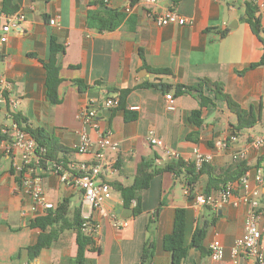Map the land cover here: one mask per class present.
Segmentation results:
<instances>
[{"label": "crops", "instance_id": "0c3cea01", "mask_svg": "<svg viewBox=\"0 0 264 264\" xmlns=\"http://www.w3.org/2000/svg\"><path fill=\"white\" fill-rule=\"evenodd\" d=\"M247 1L180 0L174 5L172 0H158L155 4L142 0L135 4L130 0H13L16 11L7 14L2 11L3 0H0V52L4 54L0 76L13 83L12 94L19 100L14 109L9 102H0V264H78L74 261L78 253L75 229L63 231L50 247L29 259L28 247L38 241L41 233V228L32 226L31 222L45 213L32 211L31 197L17 179L22 159L21 152L10 148L13 129L9 110L20 113L32 127L46 129L70 148L68 165L94 161L99 134H110L120 146L107 152L116 166L115 171L104 177L108 182L132 183L138 164L145 157L152 158L158 166L174 157L166 155L163 147L149 143L150 130H155L185 161L186 158L194 161L196 148L213 156L200 174L193 198H188L184 173L181 176L159 173L141 193L142 212L138 215L132 212L126 218L117 212L126 206L120 192L113 187L106 212L101 211L90 205L75 182H63L50 163L40 167L49 201L56 206L68 198L71 211L80 207L83 216L101 225L97 248L86 251L84 264H143L142 253L148 240L155 242L149 264H171V255L164 249V237L172 231L177 207L187 210V245L198 225L214 219L203 240L205 252L190 247L181 264H255L244 252L236 263L231 256L235 241L244 233L248 205L227 203L216 210L212 206H197L195 196L207 194L211 174L235 165L239 160L232 157V152L246 148L243 160L250 166L251 185H258L255 179L258 172L263 178L260 208L264 226V160L258 162L264 150L257 152L250 144L254 137L264 133V111L255 126L237 132L236 141L229 149L219 150L216 142L230 138L238 121L226 102L215 100V106L204 107V122L198 127L189 120L191 111L200 106L197 95H177L174 88L162 89V83L197 85L201 77H209L222 81L226 92L244 108L253 105L257 112L260 103L264 105V65L250 67L262 57L264 45L246 21ZM110 7L127 14L118 28L98 31L88 26L89 11ZM169 11L177 12L186 22L160 25L157 16ZM15 13L25 17L6 32L7 40L2 41L7 15ZM257 14L264 29V12ZM52 18L57 20L56 24L50 22ZM52 37L64 46L58 57L62 77L58 103L49 99L43 63L49 59ZM148 66L167 67L171 73L151 72ZM77 79L89 87L80 89ZM143 81L160 85L133 89L128 94L125 109L135 112V119H125L123 108L106 107L108 98L118 96L112 88L134 87ZM169 92L174 95L173 110L167 107ZM87 107L97 111L94 124L84 125L81 120V112ZM83 128L91 139L86 152L79 151ZM193 133L197 136L188 138ZM238 189L242 191L239 185ZM220 190L213 188L210 194L217 196ZM162 201L164 204L160 205ZM112 212L124 219V223L115 225ZM215 239L221 240L225 247L221 260L211 257L210 244Z\"/></svg>", "mask_w": 264, "mask_h": 264}, {"label": "trees", "instance_id": "16d2710c", "mask_svg": "<svg viewBox=\"0 0 264 264\" xmlns=\"http://www.w3.org/2000/svg\"><path fill=\"white\" fill-rule=\"evenodd\" d=\"M131 4H135L140 0H130ZM180 0H172L176 5ZM105 4V3H104ZM106 6V5H103ZM2 11L11 14L16 11V6L13 0H3ZM257 7L254 0L246 2V21L250 24L252 30L259 36L264 45V29L261 25L260 16L257 14ZM127 14L119 9L105 8L102 11H89L87 15V24L89 27L98 31L114 30L118 28L125 20ZM224 31L223 34H226ZM64 51V46L60 44L55 37L50 41V56L47 61H43L46 69V85L48 96L51 102H60L59 98V85L62 82L60 75V67L58 65V57ZM34 55V54H31ZM141 55L143 53L141 51ZM4 54L0 52V61L3 60ZM144 58V56H143ZM264 65V51L259 61L254 62L250 67ZM151 72L155 73H171V69L167 67L154 68L149 67ZM80 89L89 87L83 80L77 79ZM159 83L140 82L134 87L127 88H112L114 92H118L119 104L117 108L125 109V103L128 94L133 90L141 87L159 86ZM174 88L175 94L190 93L195 95L199 92L200 106L193 109L190 113L189 120L198 127L202 126L204 122L203 108L209 105H216L215 100H223L226 102L227 107L237 115V124L233 128V133L237 134L239 130L255 126L261 119L264 111L263 103H260L259 109L256 112L255 107L252 105L249 108H244L241 104L235 101L232 96L226 92L225 84L220 80H213L209 77H201L197 85L191 84H176L167 85L162 83V89L170 91ZM207 91L211 92L208 94ZM137 114L131 113L125 109V119H135ZM14 120L18 126L28 131L37 142V153L40 155V166L47 167L50 161H61L65 166H68L67 155L72 150L62 143H60L50 132L42 127H32L29 125L28 120L20 113H14ZM197 133L188 135V138H193ZM40 148H45L43 153L39 152ZM264 160V153L259 157L258 162ZM209 163H204L200 168H197L194 161H185L181 157H173L168 162L158 166L155 165L152 158H143L137 167L136 175L133 182L125 184L120 181L109 182L110 185L120 192L124 205L132 207L133 215H138L142 212V197L141 193L144 189L148 188L151 184L153 177L156 174L163 172H173L177 176L184 173L183 183L185 188L189 191L188 198L194 197L195 185L199 180L200 174L204 172ZM249 165L245 160H239L232 167L226 168L219 174L209 177L206 187L207 194H210L213 188L222 189L228 182L239 179L249 169ZM17 179L21 182V174H17ZM133 200L136 201L135 205L132 204ZM164 201L160 205H163ZM210 206V205H206ZM89 217L82 214L80 207H75L71 211L70 200L64 198L53 209L48 210L45 215L34 218L31 225L41 228V233L38 241L28 247L29 259H34L43 248L50 247L58 236L65 230L75 229L77 231L78 253L74 258L78 264H84L85 253L87 250H96L98 235L95 233L87 232L85 223L92 222ZM214 219L211 221H204L198 225L191 238L189 245L185 242L186 228H187V210L185 207H177L174 214L172 231L164 237V249L171 255V264H181L182 260L187 256L190 247H196L202 252H205L203 240L206 236L207 229ZM155 252V242L148 240L145 243L142 253V263L149 264L153 259Z\"/></svg>", "mask_w": 264, "mask_h": 264}, {"label": "built area", "instance_id": "2783aa9c", "mask_svg": "<svg viewBox=\"0 0 264 264\" xmlns=\"http://www.w3.org/2000/svg\"><path fill=\"white\" fill-rule=\"evenodd\" d=\"M147 4H155L158 0H142ZM257 10L264 12V0H254ZM129 10V9H128ZM155 14V13H154ZM24 14L15 13L7 15V23L3 26L5 34L2 35L1 40H7L6 32L12 26H17L21 20L24 19ZM52 24H56L57 20L52 18ZM157 22L160 25L168 23L183 24L186 22L184 17H181L175 11H169L164 15L157 16ZM13 83L9 81L4 75L0 76V102H9L12 109H14L19 100L13 96ZM168 101L167 107L170 110L175 108L174 95L172 93L166 94ZM119 104V97H111L106 101V107H116ZM9 118L11 120V127L13 129L11 149L21 152L22 166L21 170V186L26 194L31 197V209L34 212L41 211L46 213L53 209L55 205L46 197L43 189V177L39 172L40 155L37 153V142L35 138L26 130L20 128L14 120V111L9 110ZM81 120L84 125L94 124L97 118V111L94 108H84L81 112ZM8 132V131H7ZM148 141L151 145L161 146L168 156L179 157L178 153L168 146L162 137L158 136L155 130H150L148 134ZM236 141V134H232L230 138L219 140L216 142V147L219 150L229 149L231 143ZM251 146L257 151L264 150V133L254 137ZM120 142L112 138L110 134L100 133L97 140V152L94 161H80L74 164L65 166L63 162L50 161L53 170L59 175L60 179L65 183L75 182L83 189L86 200L94 209L106 212V203L112 197L113 188L110 183L104 179L106 175L115 171V162L107 156L110 150H117ZM91 147V139L89 133L85 128L81 131V143L79 151L86 152ZM45 148H40L39 152L43 153ZM247 149L242 148L232 152V157L235 160H243L246 158ZM213 159L211 154L203 153L198 148L194 149V162L197 168H200L204 163H209ZM190 161V158H186ZM255 179L258 183L252 186L250 183L249 172L246 171L239 179L228 182L219 192V195L199 193L195 196V204L197 206L210 205L213 208L220 209L227 203L238 204L244 202L248 205L247 214L245 218L244 233L235 241L231 249V256L234 262L241 252L250 256L255 264H264V226L261 225L263 212L260 208L261 202V187L263 178L260 172L257 173ZM238 185L242 187L239 192ZM135 203V200H133ZM111 219L117 226L124 223V219L120 218L116 212L111 213ZM87 232L98 235L101 225L97 221L85 223ZM211 257L214 260H221L225 256V247L221 240L215 239L210 244ZM27 264V263H26Z\"/></svg>", "mask_w": 264, "mask_h": 264}, {"label": "water", "instance_id": "95a60500", "mask_svg": "<svg viewBox=\"0 0 264 264\" xmlns=\"http://www.w3.org/2000/svg\"><path fill=\"white\" fill-rule=\"evenodd\" d=\"M196 95H197L198 99L201 100L198 91L196 92ZM117 212L119 213V215H121L122 217L126 218V217H129L132 214L133 209L129 208V207H126V208H123V209H118Z\"/></svg>", "mask_w": 264, "mask_h": 264}]
</instances>
